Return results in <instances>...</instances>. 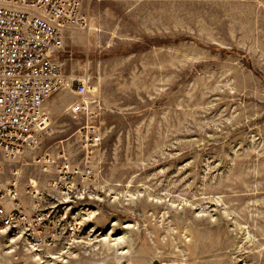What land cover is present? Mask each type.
<instances>
[{
  "label": "rangeland",
  "instance_id": "374dc122",
  "mask_svg": "<svg viewBox=\"0 0 264 264\" xmlns=\"http://www.w3.org/2000/svg\"><path fill=\"white\" fill-rule=\"evenodd\" d=\"M81 13L58 61L86 81L82 111L69 110L73 88L54 94L37 148L0 154V185L21 168L22 204L39 194L60 228L38 251L0 234V264H264V0H100ZM44 155L54 162H32Z\"/></svg>",
  "mask_w": 264,
  "mask_h": 264
},
{
  "label": "built area",
  "instance_id": "2783aa9c",
  "mask_svg": "<svg viewBox=\"0 0 264 264\" xmlns=\"http://www.w3.org/2000/svg\"><path fill=\"white\" fill-rule=\"evenodd\" d=\"M86 1L100 0H0V154L4 161L24 158L48 134L51 118L46 104L54 94L73 88L80 100L69 110L82 111L86 81L65 77L58 58L65 33L85 25L81 9ZM87 142L94 147L100 139L93 134ZM49 156L32 162L47 167L54 162ZM21 174L19 167L10 169L8 180L0 185V234L23 238L38 251L53 245V233L46 232L61 223L41 208L44 200L39 194L31 196L30 208L22 204ZM58 174L63 182L74 178L66 165L60 166Z\"/></svg>",
  "mask_w": 264,
  "mask_h": 264
},
{
  "label": "crops",
  "instance_id": "0c3cea01",
  "mask_svg": "<svg viewBox=\"0 0 264 264\" xmlns=\"http://www.w3.org/2000/svg\"><path fill=\"white\" fill-rule=\"evenodd\" d=\"M48 105H49V100H48V102H47V104H46V110H47V112H49L48 111ZM21 195V194H20Z\"/></svg>",
  "mask_w": 264,
  "mask_h": 264
}]
</instances>
